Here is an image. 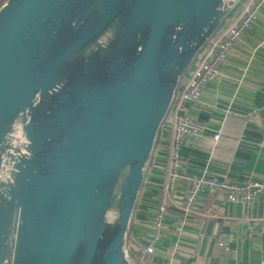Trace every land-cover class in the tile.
Instances as JSON below:
<instances>
[{
  "label": "water",
  "instance_id": "1",
  "mask_svg": "<svg viewBox=\"0 0 264 264\" xmlns=\"http://www.w3.org/2000/svg\"><path fill=\"white\" fill-rule=\"evenodd\" d=\"M237 1L9 0L0 135L38 89L42 100L27 126L33 156L16 165L12 199L0 195V264H130V218L160 124ZM110 26L103 49L96 40ZM92 43L98 50H85ZM111 207L119 218L105 224Z\"/></svg>",
  "mask_w": 264,
  "mask_h": 264
},
{
  "label": "crops",
  "instance_id": "2",
  "mask_svg": "<svg viewBox=\"0 0 264 264\" xmlns=\"http://www.w3.org/2000/svg\"><path fill=\"white\" fill-rule=\"evenodd\" d=\"M243 5L242 0L235 2L218 27L236 18ZM206 49L207 43L195 59ZM187 78L185 71L174 94L183 90ZM184 108L206 131L201 138L184 141L182 172L238 183L264 182V5L217 76L201 89L196 102H186ZM168 110L130 218L125 244L130 264H167L172 248L177 264H264V192L249 204L229 202L220 193H205L187 215L181 210V184L165 194L166 152L173 123L171 106ZM216 129L220 138L214 143L211 134ZM164 196L169 208L162 242L153 254L141 257L140 246L147 243L156 206Z\"/></svg>",
  "mask_w": 264,
  "mask_h": 264
},
{
  "label": "built area",
  "instance_id": "3",
  "mask_svg": "<svg viewBox=\"0 0 264 264\" xmlns=\"http://www.w3.org/2000/svg\"><path fill=\"white\" fill-rule=\"evenodd\" d=\"M263 5L264 0H248L236 18L215 30L205 42L207 49L203 56L200 59L194 58L187 68L188 78L183 90L177 95L174 94L173 105L171 101L173 123L166 152V181L163 190L165 194H171L178 184L182 185L181 210L184 215L194 210L200 196L205 193H220L229 202L249 204L264 192V182L257 180L238 183L227 178L218 179L206 174H190L180 169V150L184 141L201 138L206 131V126L185 112L184 104L198 100L201 89L217 76L220 65L239 42L243 33L251 27ZM194 63L196 65L192 68ZM211 138L216 143L220 138V130H214ZM168 208L169 204L164 196L156 206L147 243L140 246L141 257L153 254L157 245L162 242ZM175 253V248H172L167 264H177Z\"/></svg>",
  "mask_w": 264,
  "mask_h": 264
},
{
  "label": "clouds",
  "instance_id": "4",
  "mask_svg": "<svg viewBox=\"0 0 264 264\" xmlns=\"http://www.w3.org/2000/svg\"><path fill=\"white\" fill-rule=\"evenodd\" d=\"M9 4V0H0V11H3ZM72 26H76V21H72ZM83 23V21H81ZM115 39V27L110 26L105 29L98 37L97 43H99L103 49H106L111 40ZM91 49L93 51L98 50L95 44L89 45L85 50ZM137 51H143V46H137ZM64 81L60 82L59 87L53 86L48 89V94L52 95L58 93L64 86ZM42 100V90L38 89L31 100V108L37 107ZM31 108L25 107L18 111L16 116L12 119L8 129L0 135V195L5 199L11 200L10 194L11 188L16 187V175L20 169L16 167L17 164H21V167H25L21 162L22 160H30L33 156L31 150L32 140L30 139L27 126L31 123ZM126 166L125 168H129ZM124 168V169H125ZM113 188V193H114ZM19 208V207H18ZM17 208V209H18ZM119 218L118 211L110 214V218H104L105 224H115ZM9 243H13L10 237ZM15 246V245H14Z\"/></svg>",
  "mask_w": 264,
  "mask_h": 264
},
{
  "label": "bare ground",
  "instance_id": "5",
  "mask_svg": "<svg viewBox=\"0 0 264 264\" xmlns=\"http://www.w3.org/2000/svg\"><path fill=\"white\" fill-rule=\"evenodd\" d=\"M231 1H233V0H224L225 3H229ZM96 42H97V40H96ZM115 211H116V209H113L112 207L109 208L107 213H106V218H110V214L115 212Z\"/></svg>",
  "mask_w": 264,
  "mask_h": 264
},
{
  "label": "trees",
  "instance_id": "6",
  "mask_svg": "<svg viewBox=\"0 0 264 264\" xmlns=\"http://www.w3.org/2000/svg\"><path fill=\"white\" fill-rule=\"evenodd\" d=\"M242 2H243V4H246L247 2H248V0H242ZM197 55H198V53H197ZM185 73V72H184ZM184 73L182 74V76L181 77H183L184 76ZM169 111V110H168ZM168 113V112H167ZM167 115V114H166ZM136 204V203H135Z\"/></svg>",
  "mask_w": 264,
  "mask_h": 264
},
{
  "label": "rangeland",
  "instance_id": "7",
  "mask_svg": "<svg viewBox=\"0 0 264 264\" xmlns=\"http://www.w3.org/2000/svg\"><path fill=\"white\" fill-rule=\"evenodd\" d=\"M126 252H127V249H126ZM127 257H128V259L130 260V257H129V254L127 253ZM131 261V260H130Z\"/></svg>",
  "mask_w": 264,
  "mask_h": 264
}]
</instances>
